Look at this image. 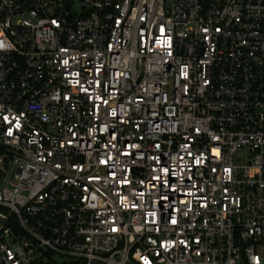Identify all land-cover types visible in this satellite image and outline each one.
Instances as JSON below:
<instances>
[{
    "label": "built area",
    "instance_id": "obj_1",
    "mask_svg": "<svg viewBox=\"0 0 264 264\" xmlns=\"http://www.w3.org/2000/svg\"><path fill=\"white\" fill-rule=\"evenodd\" d=\"M0 264H264V0H0Z\"/></svg>",
    "mask_w": 264,
    "mask_h": 264
}]
</instances>
